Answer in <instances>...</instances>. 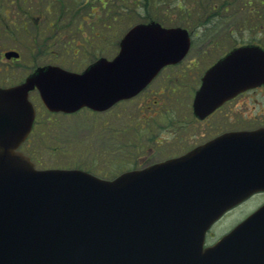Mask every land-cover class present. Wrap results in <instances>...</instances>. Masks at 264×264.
I'll return each mask as SVG.
<instances>
[{
    "label": "water",
    "instance_id": "1",
    "mask_svg": "<svg viewBox=\"0 0 264 264\" xmlns=\"http://www.w3.org/2000/svg\"><path fill=\"white\" fill-rule=\"evenodd\" d=\"M120 47L112 61L80 74L48 66L0 89V264H264V205L204 247L212 225L264 182V170L261 178L249 170L254 147L246 135L112 181L75 169L38 171L17 151L34 121L30 91L37 89L49 112H104L183 59L189 40L180 29L139 25ZM261 82L260 52L234 50L205 73L194 112L203 118Z\"/></svg>",
    "mask_w": 264,
    "mask_h": 264
},
{
    "label": "rangeland",
    "instance_id": "2",
    "mask_svg": "<svg viewBox=\"0 0 264 264\" xmlns=\"http://www.w3.org/2000/svg\"><path fill=\"white\" fill-rule=\"evenodd\" d=\"M186 5V3L159 4L155 19L165 26H175L183 21ZM178 6L181 8L179 9ZM7 7V2L2 0L0 2V83L6 80L4 78L6 75H10L14 82H18L36 66L45 65V63L79 72L99 56L112 58L117 53L115 43L139 21L135 15L129 14L126 18L117 17L116 20L109 18L106 22L113 33L109 51H99L96 49L97 46H91L76 53L77 50H73L76 46L71 44V41L74 40L80 44L79 38L71 35L67 41L71 46L67 45L63 48L62 44H56L50 39L52 36L37 37L32 21L26 24L25 32L21 19L7 17ZM54 10L57 11V9ZM112 11L114 16L118 15L116 9ZM67 21L68 27L82 23L80 20L71 23L70 18ZM39 38L44 40L41 41L42 39ZM98 40L96 38L92 45L101 43ZM8 51L19 52V61L6 60L4 54ZM215 51L216 54L219 53L218 50ZM215 51L212 55L217 56ZM203 70L205 67L199 65L189 69H184L182 66L175 71L172 78L166 79V75L170 73L164 74L155 81L150 90L148 89L130 102L118 104L109 111L99 114L82 110L68 116L50 115L44 109L37 92H32L30 101L36 110V123L30 142L27 146H23L21 151L30 157L38 170L81 169L105 179H111L123 171L141 169L157 160H162L168 157V154H172L169 149L171 143L163 142L157 146L154 139L151 140L150 137L153 138L158 131L167 126L166 112L170 108L173 115L179 114V118L186 115L185 120L190 119L193 91L198 87V78ZM183 71L185 73L181 74ZM178 75L183 76L178 79L177 95L173 96V100L168 99L171 94L166 89L177 81ZM241 117L238 114L232 117L233 121H229L226 117L221 119L216 116L204 126L195 125L189 129L191 134L187 137L189 140L185 142V145L196 142L199 135L207 137L210 136L209 134L214 135L216 129L228 125V122H234L235 119L236 122L244 124ZM136 148L141 150L135 151ZM261 201L263 200L260 197L254 198L223 216L207 233L205 245L209 246L219 240L256 210Z\"/></svg>",
    "mask_w": 264,
    "mask_h": 264
},
{
    "label": "flooded vegetation",
    "instance_id": "3",
    "mask_svg": "<svg viewBox=\"0 0 264 264\" xmlns=\"http://www.w3.org/2000/svg\"><path fill=\"white\" fill-rule=\"evenodd\" d=\"M5 1L8 6L7 17L17 20L21 19L22 27L25 32L27 31L26 24L32 21L33 29L35 30L34 32L37 37L52 36L50 39L56 44H62L63 48L67 45L71 46V44H75L76 47L73 48V50H77H74L76 53L91 46H97L96 49L99 51H109L112 45L111 37L113 34L110 26L106 22L109 18L116 20L117 17L126 18L129 14L135 15L136 18L139 19V21L133 25L156 22L162 27H179L185 30L190 39V49L184 60L177 64L169 65L163 68L159 72L158 76L139 94V96L149 88L151 89V86H153L155 81L162 75L170 73L166 75V79L172 78L173 75H175V71H178L182 66L184 69L196 68L198 65L205 67V70H203L198 78V89L205 71L236 48L249 46L260 50V52L264 55V0ZM0 2H2V0H0ZM165 3L187 4L186 7L184 6L185 13L181 23L169 27L165 26L161 22H157L155 16L158 11L156 9L159 4ZM111 5H113V7H111ZM178 8L180 9L181 7L178 6ZM54 9H57V11ZM115 9L118 13L117 16H114L112 11ZM111 14L112 16L110 17ZM69 18L71 23H76L75 20H80L82 23L77 24L76 26L72 24L68 27L66 25L68 22L67 19ZM72 20L74 22H72ZM71 35L74 36V38H79L80 44L74 40L71 41V44L67 43L68 37ZM96 38L99 39L98 41H101V43L92 45ZM43 40L44 39L41 41ZM120 40L115 43L117 52L120 49ZM36 41H38L37 38ZM215 50H218L219 53L216 54L217 52ZM214 51L217 56L212 55V52ZM18 54V59H9V61H19L20 53L18 52ZM100 57L102 56L97 57L92 62ZM45 65L54 64L45 63ZM40 66H36L18 82H14V80L10 78V75H6L4 77L6 80L0 83V88H9L24 82L25 78ZM184 73L185 71L181 74ZM182 76L183 75L176 76L177 81H174V84L166 89V91H169L171 94V97L168 96V99L173 100V96L177 95V91L179 89L178 79H181ZM196 90L193 91L192 98L194 97ZM238 114L242 116L241 120L245 122L244 124L236 122L235 119L234 122H228V125L216 129L214 135L209 134L210 136L207 137L206 135L198 134L199 138L196 142L193 144L191 143L192 145L189 143H186L185 145V142L189 140L187 137L191 134L189 129L195 125L204 126L210 119L216 116L221 119L226 117L229 121H233L232 117ZM179 116V114L173 115L171 108L168 109L166 112V117L168 118V123L166 124L167 126L165 128L163 126L164 129L158 131V134H156L153 138L150 137L151 140L154 139L157 146L161 145L163 142L171 143L169 149L172 152V154H168V157L159 161L157 160L151 164L179 158L190 152L192 149L201 146L214 138L229 133L246 132L253 145L262 147L264 146V84L250 88L248 91L237 95L203 119L195 116L192 106L189 114L190 119L188 121L185 120L187 119L186 115H182L183 118H179ZM161 131L162 133H160ZM139 150L141 149H135V151ZM255 151L257 154L261 152L259 149ZM252 159L258 162H263L264 155H256L253 156ZM261 170L262 166H252V172L254 174L261 173ZM254 196L264 197V190L257 191L254 193Z\"/></svg>",
    "mask_w": 264,
    "mask_h": 264
},
{
    "label": "trees",
    "instance_id": "4",
    "mask_svg": "<svg viewBox=\"0 0 264 264\" xmlns=\"http://www.w3.org/2000/svg\"><path fill=\"white\" fill-rule=\"evenodd\" d=\"M57 149V147H55Z\"/></svg>",
    "mask_w": 264,
    "mask_h": 264
}]
</instances>
